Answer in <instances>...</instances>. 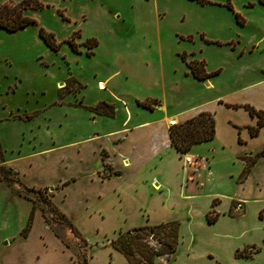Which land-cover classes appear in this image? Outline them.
<instances>
[{
  "label": "crops",
  "instance_id": "1",
  "mask_svg": "<svg viewBox=\"0 0 264 264\" xmlns=\"http://www.w3.org/2000/svg\"><path fill=\"white\" fill-rule=\"evenodd\" d=\"M18 1L0 0V5ZM37 1L44 6L22 11L34 23L13 31L0 27L9 51L25 53L31 42L44 43L39 27L58 42L44 18L49 12L69 18L48 0ZM234 11L233 16L242 19L235 23L250 24V33L225 40L206 38L229 47L216 51L224 62L188 59L204 62V71L210 74L206 78L193 77L185 64L178 76H167L165 82L162 69L159 77L152 69L153 58L125 52L119 65L124 79L148 91L160 87V93L124 98L105 91L104 85L115 113H124L117 128L24 154L7 156L2 151V164L18 177L12 186L0 180V264H81L74 254L78 238L72 230L87 249L85 264H129L108 242L147 222L155 225L177 216L188 228L185 253L178 259L175 249L170 259L158 257L153 264H229L216 248H226L233 256L239 246L251 249L247 258L238 257L241 260H252L264 250V154L239 178L244 160L264 147V122L257 125L258 115L249 112V108L264 112V9L256 17L241 6ZM78 17L84 19V14ZM144 99L156 103L145 108L137 103ZM199 112L212 116V137L192 144L185 153L176 151L170 145L169 126ZM184 156L194 163L184 164ZM22 185L47 187L50 204L65 221L46 223L40 208L34 207L21 235L31 209V202L15 191ZM208 211L216 214L212 222L206 220ZM144 213L145 220L150 219L145 224ZM253 213L260 221L245 222ZM248 230L260 237L243 244L241 235ZM178 231L177 227V241ZM92 233L93 240L88 237Z\"/></svg>",
  "mask_w": 264,
  "mask_h": 264
},
{
  "label": "rangeland",
  "instance_id": "2",
  "mask_svg": "<svg viewBox=\"0 0 264 264\" xmlns=\"http://www.w3.org/2000/svg\"><path fill=\"white\" fill-rule=\"evenodd\" d=\"M48 1L63 9V14L69 18L67 21L60 13L54 12L55 17L49 12L51 8L46 9L49 13L44 24L56 33L60 43L56 50L48 49L44 43L31 42L25 53L9 51L7 42L0 36V145L7 156L117 128L124 113L122 110L115 113L113 101H107L110 96L105 91L108 89L126 95L124 98L145 93L159 94L160 87L148 91L140 84L124 79L119 68L123 53L139 51L146 58H153L152 69L158 77L162 69L166 82L167 76L169 79L178 76L181 67H185L181 54H184L185 61L195 58L203 59L205 64L224 62L216 51L229 47L209 43L206 38L225 40L238 33H250V24L241 26L235 23L232 14L235 6L252 10L254 17L264 9L259 0H228L231 10L222 5L226 0H101L111 10L106 13L98 0ZM79 14H84V19H80ZM73 31L77 32L73 36L77 52L65 42ZM87 38L95 40L90 55L86 54L85 46L78 45ZM222 73L225 75L226 70ZM100 101L112 106V116L88 109ZM100 108L105 109L103 105ZM27 115L29 117H25ZM8 175L13 179L18 177L12 170ZM44 194L48 195L49 191ZM32 198L35 207L39 208L40 203ZM146 217L144 213L141 218L144 224L150 220H145ZM174 219L180 229L176 247L180 259L185 253L188 228L186 224L181 225L178 216ZM253 220L260 221L255 213L253 217L247 215L245 222ZM88 237L93 240L94 234ZM259 237L248 230L241 235L240 242L244 244L249 238ZM143 240L148 246L159 248L155 238L148 236ZM75 246L76 257H85L87 249L84 245L78 240ZM239 247L237 249L244 248ZM216 250L224 260L229 259V264H264V250L252 260L235 258L226 248ZM159 257L168 260L172 254ZM156 258L153 257V261Z\"/></svg>",
  "mask_w": 264,
  "mask_h": 264
},
{
  "label": "trees",
  "instance_id": "3",
  "mask_svg": "<svg viewBox=\"0 0 264 264\" xmlns=\"http://www.w3.org/2000/svg\"><path fill=\"white\" fill-rule=\"evenodd\" d=\"M259 1L264 4V0ZM43 6L44 5H42L37 0H20L15 3H3L2 5H0V27L8 31H13L25 26L28 23H34V20L24 16L22 14V11L25 8L40 9ZM225 6L231 10V6L228 0H226ZM234 17L236 22H242V19L236 13H234ZM76 34L77 32L74 31L69 36V38L65 40V42L70 45L72 50L77 52V44L73 42V36ZM38 35L42 38L45 45L49 49L56 50L58 48L60 43L54 41V38L50 32H47L43 28L39 27ZM78 45L85 46L87 48L86 54L90 55L92 54L90 48L95 45V40L93 38H87ZM181 58L185 62L186 67L193 77L197 79H204L210 75L204 71V62L202 60L193 59L185 61L184 54H181ZM78 88H80V86H78ZM137 103L145 108L151 109L150 104H154L156 103V101L143 100L137 101ZM102 105L105 107V109L100 108V106ZM88 109L96 114H103L108 116L113 115L112 106L102 101L94 104L91 107H88ZM249 112L251 114L258 115L257 125H261L264 122V112L254 111L251 108H249ZM25 117L29 116L27 115ZM168 132L170 145L174 147L176 151L185 153L192 144L206 141L212 137L213 118L208 112H199L180 123L170 125L168 128ZM261 154H264V147L261 150L257 151L252 157L244 160V167L239 175V178H242L245 175L254 159ZM10 170L11 168L6 167L2 164V150L0 147V180H4L7 185L11 186V183L16 179H13L8 175V172ZM46 190L47 187L34 188L24 185L21 186L20 190H15L18 194L31 202V209L25 226L20 232L21 235H24L26 233L31 221L32 211L35 207L32 197H35L40 203L39 208L46 223L54 222L57 220L65 221L62 215L58 213L50 204L49 194H44V191ZM52 215H54L55 218H53ZM215 217L216 214H213L212 211H208L206 213L207 222H212ZM68 226H70V224ZM177 227L178 223L175 220H170L149 226H138L119 233L108 243L111 247L120 251L126 257L129 264H153V257L174 254L177 244ZM72 232L78 238V240L82 244H84L83 240L79 238L73 230ZM148 236L155 238L156 242L159 244L158 249L148 246L146 240H143ZM246 249L247 248L236 249L234 255L237 257H247L250 251H246ZM135 254L138 257H136ZM80 262L81 264H85L84 256L80 258Z\"/></svg>",
  "mask_w": 264,
  "mask_h": 264
},
{
  "label": "built area",
  "instance_id": "4",
  "mask_svg": "<svg viewBox=\"0 0 264 264\" xmlns=\"http://www.w3.org/2000/svg\"><path fill=\"white\" fill-rule=\"evenodd\" d=\"M183 162L186 165H190V164H193L194 163L193 159L191 157H189V156H184L183 157Z\"/></svg>",
  "mask_w": 264,
  "mask_h": 264
}]
</instances>
